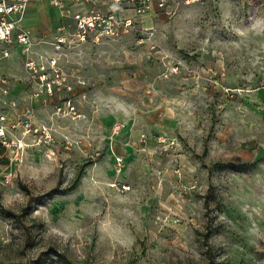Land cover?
Here are the masks:
<instances>
[{"label":"rangeland","instance_id":"374dc122","mask_svg":"<svg viewBox=\"0 0 264 264\" xmlns=\"http://www.w3.org/2000/svg\"><path fill=\"white\" fill-rule=\"evenodd\" d=\"M175 13L40 49L85 84L21 165L0 148V264H264V0Z\"/></svg>","mask_w":264,"mask_h":264},{"label":"built area","instance_id":"2783aa9c","mask_svg":"<svg viewBox=\"0 0 264 264\" xmlns=\"http://www.w3.org/2000/svg\"><path fill=\"white\" fill-rule=\"evenodd\" d=\"M40 0H0V64L8 59L15 50L19 51L23 68L31 82L36 85L32 94L33 100L43 98L46 105L48 99L57 98L55 114L64 115L74 110L72 99L63 97L72 93L69 74L59 66L56 55L38 54L34 52V42L29 30L22 27L27 7L31 2ZM52 9L58 11L62 21L56 29L60 36L56 39L54 50L68 43L75 45H98L104 39H114L132 29L138 18L155 11L162 13L167 19L176 14L178 6L204 5L214 0H46ZM14 80L0 76V148L8 155L10 163L21 165L24 162L26 149L38 142L51 140V130L34 122L33 108L25 105L18 110L10 99ZM78 80L77 85L84 86ZM21 131V138L16 136ZM25 137L33 138L26 143ZM12 173H6L2 182L8 185L12 181Z\"/></svg>","mask_w":264,"mask_h":264},{"label":"crops","instance_id":"0c3cea01","mask_svg":"<svg viewBox=\"0 0 264 264\" xmlns=\"http://www.w3.org/2000/svg\"><path fill=\"white\" fill-rule=\"evenodd\" d=\"M61 23L62 21L59 15L55 14L54 9L48 5L46 0L31 2L28 5L22 27L29 30L32 34V39L35 44L34 52L36 56H38V54L45 53L44 51L41 52L40 49L42 47L52 45L53 42L51 40L54 39L56 41L57 37L60 36L57 34L56 29L61 25ZM2 47L3 46L0 44V49ZM6 60L7 63L10 62V66L7 65V63L6 65L1 63L0 70L6 68L7 72L3 73L1 71L0 76L8 77L14 80L11 87L10 99L16 103L18 110H21L25 105H31L33 109L44 106L42 104L43 98L38 100H33L32 98V94L36 90V85L30 81L28 75L26 74L23 68V62L21 67L18 66L17 60L22 61L19 51H13L10 57L4 61ZM11 71H14L15 73ZM69 76V84L73 87V92L74 88L78 91H82L83 87L77 85V79H81V76L75 74H69ZM55 104L56 103H53L52 99H48L45 106L53 105L55 107Z\"/></svg>","mask_w":264,"mask_h":264},{"label":"trees","instance_id":"16d2710c","mask_svg":"<svg viewBox=\"0 0 264 264\" xmlns=\"http://www.w3.org/2000/svg\"><path fill=\"white\" fill-rule=\"evenodd\" d=\"M2 149V148H1ZM244 168V166H237L233 165V164H222V163H217L214 164L213 166H211L210 168V172L212 171H224V170H231V171H238V169ZM79 177L77 178V180L75 181V183L73 184L72 187H75L78 183ZM52 255L56 256V262L57 264H74L73 262H71L69 259L65 258L64 256H59V255H55V253H53Z\"/></svg>","mask_w":264,"mask_h":264}]
</instances>
